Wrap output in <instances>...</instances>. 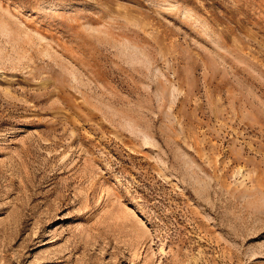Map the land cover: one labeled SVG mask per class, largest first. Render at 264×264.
Masks as SVG:
<instances>
[{
    "label": "rangeland",
    "instance_id": "obj_1",
    "mask_svg": "<svg viewBox=\"0 0 264 264\" xmlns=\"http://www.w3.org/2000/svg\"><path fill=\"white\" fill-rule=\"evenodd\" d=\"M0 264H264V0H0Z\"/></svg>",
    "mask_w": 264,
    "mask_h": 264
}]
</instances>
